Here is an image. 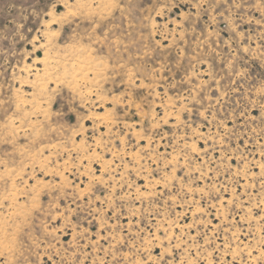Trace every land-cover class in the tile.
Masks as SVG:
<instances>
[{
    "label": "rangeland",
    "instance_id": "rangeland-1",
    "mask_svg": "<svg viewBox=\"0 0 264 264\" xmlns=\"http://www.w3.org/2000/svg\"><path fill=\"white\" fill-rule=\"evenodd\" d=\"M0 264H264V0H0Z\"/></svg>",
    "mask_w": 264,
    "mask_h": 264
}]
</instances>
